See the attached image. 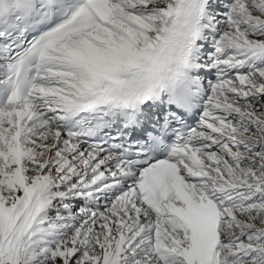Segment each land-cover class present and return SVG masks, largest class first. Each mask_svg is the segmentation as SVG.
<instances>
[{
    "label": "snow or ice",
    "instance_id": "1",
    "mask_svg": "<svg viewBox=\"0 0 264 264\" xmlns=\"http://www.w3.org/2000/svg\"><path fill=\"white\" fill-rule=\"evenodd\" d=\"M0 264H264V0H0Z\"/></svg>",
    "mask_w": 264,
    "mask_h": 264
}]
</instances>
